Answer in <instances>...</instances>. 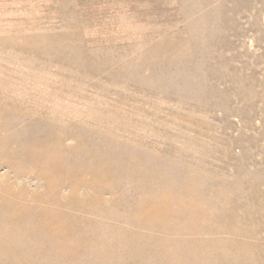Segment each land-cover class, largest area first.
Instances as JSON below:
<instances>
[{"label": "rangeland", "instance_id": "374dc122", "mask_svg": "<svg viewBox=\"0 0 264 264\" xmlns=\"http://www.w3.org/2000/svg\"><path fill=\"white\" fill-rule=\"evenodd\" d=\"M0 264H264V0H0Z\"/></svg>", "mask_w": 264, "mask_h": 264}]
</instances>
